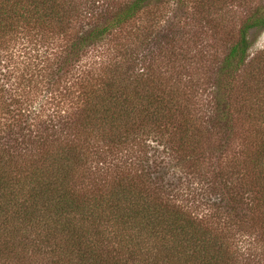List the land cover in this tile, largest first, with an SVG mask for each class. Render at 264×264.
Returning a JSON list of instances; mask_svg holds the SVG:
<instances>
[{"label": "trees", "instance_id": "16d2710c", "mask_svg": "<svg viewBox=\"0 0 264 264\" xmlns=\"http://www.w3.org/2000/svg\"><path fill=\"white\" fill-rule=\"evenodd\" d=\"M166 1L131 0L94 13L99 6L87 0H0V48L23 31L56 33L64 46L54 72L70 73L85 51L113 41L140 13ZM75 24L85 29L74 31ZM253 29L264 31V7L245 19L221 61L207 122L182 111L184 97L175 85L158 83L149 56L137 53L142 44L116 48L118 59L99 73H77L69 92L76 96L72 113L51 116L45 134H32L39 120L31 105L0 84V264H250L233 247L228 230L237 225L246 226L248 244L263 254L264 50L249 59ZM154 32L145 49L159 37ZM148 125L176 130L188 159L196 161L230 154L241 138L244 147L230 162L241 163L250 202L224 167L213 182L227 206L213 205L225 207L226 215L211 220L165 197L144 170L98 168Z\"/></svg>", "mask_w": 264, "mask_h": 264}, {"label": "rangeland", "instance_id": "374dc122", "mask_svg": "<svg viewBox=\"0 0 264 264\" xmlns=\"http://www.w3.org/2000/svg\"><path fill=\"white\" fill-rule=\"evenodd\" d=\"M87 1L92 3L88 6H99L94 9V13H97L106 6L117 8L131 0ZM262 7L264 0H182L181 3L168 0L140 13L124 27L121 35H115L113 41L89 48L80 57L78 68L66 74L54 72L55 55L63 48L64 40L59 39L56 33L41 35L35 31H23L9 39L5 51L0 48V84L6 89L11 88L17 100H25L31 105L39 120L32 127V134H45L42 130L51 116L72 113L73 109L71 107L69 110V106L71 101L75 104L76 96L69 92L74 90L71 85L77 73H82V69L85 74H90V70L99 73L118 59L116 48L128 44L134 49L142 44L137 53L149 56L158 83L164 87L175 85V91L184 97L182 111H191L196 122H207L214 106L217 70L221 61L237 38L238 29L245 19ZM221 24L224 28H219ZM79 27V24H75L73 30L85 29V25ZM155 30L160 32L159 37L150 40V47L145 49L148 43L146 38L155 34ZM250 39L252 49L249 59L264 50V31L253 29ZM250 72L249 66L241 80ZM76 117H69L68 121L78 120ZM135 134L136 139L131 144L109 152L107 157L105 155L98 168H103L105 173L108 170L114 172L113 169L118 172L144 170L154 178L159 186L157 188L165 197L174 198L198 218L211 220L221 213L226 215L225 207L215 210L216 206L213 205L215 201L227 206L221 199L222 195L217 194L220 192L217 182H213L218 177V168L224 167L233 174L232 180L238 184L246 201L250 202L248 196L251 198L253 193H248L250 185L244 177L243 167L239 161L238 165L230 162L231 157L244 147L241 138L231 145L230 154L228 151L222 156L217 152L213 155L209 153L212 160L204 158L196 161L194 157L188 159L187 150L179 144L177 131L170 127L148 125ZM207 148L210 152L211 146ZM133 159L137 165L133 163V168H130ZM92 166L94 168L95 164ZM218 224L226 228L221 219ZM237 226L228 230L233 247L244 251L250 264H264V252L262 254L258 248L248 244L246 226ZM246 246L249 253L245 251Z\"/></svg>", "mask_w": 264, "mask_h": 264}]
</instances>
